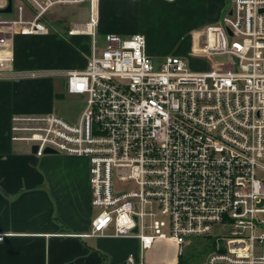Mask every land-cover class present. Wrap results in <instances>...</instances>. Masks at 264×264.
I'll list each match as a JSON object with an SVG mask.
<instances>
[{
  "label": "built area",
  "instance_id": "1",
  "mask_svg": "<svg viewBox=\"0 0 264 264\" xmlns=\"http://www.w3.org/2000/svg\"><path fill=\"white\" fill-rule=\"evenodd\" d=\"M26 1L35 17L25 21L20 7L16 23L39 34L52 8L87 0ZM89 1L95 35L98 0ZM232 4L205 38L208 54L229 66L200 72L177 56L157 64L144 35L111 34L84 71L65 73L67 93L86 97L79 122L15 118L12 140L37 146V155L88 159L96 214L87 236L137 239L140 256L128 264H146L158 241L181 255L192 238L212 247L205 264H264V0ZM216 226L228 236L214 237Z\"/></svg>",
  "mask_w": 264,
  "mask_h": 264
},
{
  "label": "crops",
  "instance_id": "2",
  "mask_svg": "<svg viewBox=\"0 0 264 264\" xmlns=\"http://www.w3.org/2000/svg\"><path fill=\"white\" fill-rule=\"evenodd\" d=\"M83 3L55 6L42 19L47 32L27 34L16 23L19 8L25 21L33 20L35 9L26 0H0V73L44 74L0 79V264H128L131 254L139 258L137 239L87 236L95 212L88 159L34 154L29 144L12 140L15 118L59 116L57 102L65 96H57L67 93L65 73L82 72L93 55L99 57L97 38L142 34L147 54L156 61L160 50L151 42L162 26L171 21L183 37L197 39V32L217 25L233 5L232 0H98L92 35L87 31L90 1L89 7L69 8ZM10 5L11 12H4ZM179 51L176 56L183 59L197 51L190 35ZM79 97L86 106V97ZM84 108L75 121H67L79 122ZM161 247L177 250L172 242L158 241L146 252V264L155 263ZM168 262L177 264L173 258Z\"/></svg>",
  "mask_w": 264,
  "mask_h": 264
},
{
  "label": "rangeland",
  "instance_id": "3",
  "mask_svg": "<svg viewBox=\"0 0 264 264\" xmlns=\"http://www.w3.org/2000/svg\"><path fill=\"white\" fill-rule=\"evenodd\" d=\"M89 2V1H88ZM84 2L81 5L69 7L70 10L72 9H79L82 7H89V3ZM68 8V9H69ZM162 32L160 33L159 38H154V40L151 42L154 46L158 47L160 51H158L161 55L159 57H156L157 64H160L161 58H167L172 56H179L178 54H181L182 51H179V49L182 47V45L185 43V40L190 37L192 38V46L197 49V51H191V59L185 58L186 62L188 63L189 67L191 69H197V71H208L214 67H221V62L223 61L224 66H229L228 60L223 59L220 57H211L207 49V42L205 40L206 38V29L197 32V39L194 34H188L183 37L182 33L180 32L177 27L172 26V23L170 21V24L167 23L166 25L162 26ZM159 31V29H158ZM158 31L156 33H158ZM106 38L99 37L97 38L98 43V55L100 56L102 53V48L105 45ZM150 43V44H151ZM64 99L58 100V105L60 107L59 116L69 120V121H75L73 118L77 117L82 109L85 107V101L84 98H81L76 95H69L68 93L64 94ZM117 188L121 190H127V189H134L135 186L131 183H116ZM96 212H94L95 216ZM228 228L221 230L219 226H216L213 232L214 237H227ZM205 243L206 241L202 238H192L190 241V245L185 246L184 252L179 255L178 249L171 250L167 247H161L157 254L154 257L155 263L153 264H176V263H170L168 262V259H176L177 264L181 262V264H205L206 258L209 253H207V250L205 249ZM167 260V261H166ZM151 264V263H150Z\"/></svg>",
  "mask_w": 264,
  "mask_h": 264
},
{
  "label": "water",
  "instance_id": "4",
  "mask_svg": "<svg viewBox=\"0 0 264 264\" xmlns=\"http://www.w3.org/2000/svg\"><path fill=\"white\" fill-rule=\"evenodd\" d=\"M11 10H12V7L10 5L4 12H11ZM57 98H64V95H59V96H57ZM32 152L34 154H37L38 153V147L37 146H33L32 147ZM44 154H57V153L55 151L51 150V149H46L44 151ZM135 232H137V230H135Z\"/></svg>",
  "mask_w": 264,
  "mask_h": 264
},
{
  "label": "trees",
  "instance_id": "5",
  "mask_svg": "<svg viewBox=\"0 0 264 264\" xmlns=\"http://www.w3.org/2000/svg\"><path fill=\"white\" fill-rule=\"evenodd\" d=\"M205 249L207 250V253H209L211 251L212 247L205 245ZM179 264H181V262Z\"/></svg>",
  "mask_w": 264,
  "mask_h": 264
}]
</instances>
